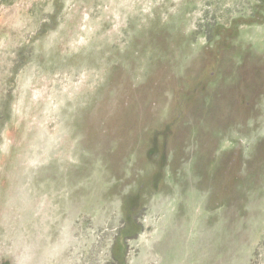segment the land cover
<instances>
[{
  "label": "rangeland",
  "instance_id": "rangeland-1",
  "mask_svg": "<svg viewBox=\"0 0 264 264\" xmlns=\"http://www.w3.org/2000/svg\"><path fill=\"white\" fill-rule=\"evenodd\" d=\"M0 264H264V0H0Z\"/></svg>",
  "mask_w": 264,
  "mask_h": 264
}]
</instances>
